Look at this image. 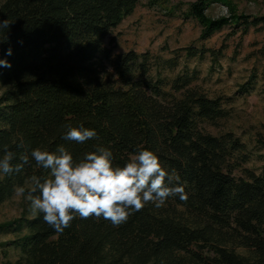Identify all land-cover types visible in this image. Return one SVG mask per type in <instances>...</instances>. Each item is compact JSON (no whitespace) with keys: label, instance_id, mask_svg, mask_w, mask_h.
Returning <instances> with one entry per match:
<instances>
[{"label":"trees","instance_id":"obj_1","mask_svg":"<svg viewBox=\"0 0 264 264\" xmlns=\"http://www.w3.org/2000/svg\"><path fill=\"white\" fill-rule=\"evenodd\" d=\"M139 0H3L0 21V158L14 152L13 165L29 154L19 172L0 174V205L31 177L49 176L32 160L37 147L55 152L63 145L77 160L97 145L109 148L124 166L141 148L173 169L188 194L149 203L114 227L103 218L77 217L56 232L43 214L29 211L0 224L13 239L0 242L2 264H264V176L242 166L245 145L231 132L213 135L202 124L226 116L219 98L209 97L195 74L162 75L176 60L160 61L149 50L112 53L104 44ZM158 0H150L155 4ZM227 16L210 18L212 3ZM232 0H193L185 18L201 26L199 40L225 26L264 24V15L238 13ZM12 49V55H6ZM203 57L192 46L173 50ZM212 58L221 49L207 50ZM94 129L80 144L65 140L66 125ZM23 142L24 147L18 145ZM239 173V174H238ZM25 193V195H26ZM15 259L9 258L10 249Z\"/></svg>","mask_w":264,"mask_h":264},{"label":"rangeland","instance_id":"obj_2","mask_svg":"<svg viewBox=\"0 0 264 264\" xmlns=\"http://www.w3.org/2000/svg\"><path fill=\"white\" fill-rule=\"evenodd\" d=\"M3 0H0V3ZM193 0H139L133 13L104 39L112 53L149 50L162 60H176L173 70L162 75L173 78L178 74H195L197 84L209 97L219 98L226 116L215 123L204 122L203 128L213 134L231 132L245 145L246 159L242 166L264 176V24L249 26L243 33L242 25L225 26L209 37L199 40L201 26L192 18H185L187 3ZM238 13L264 15V0H232ZM223 3H212L206 10L210 18L227 16ZM192 46L206 50L203 57L187 56L173 50ZM221 49V56L212 58L207 50ZM1 91V90H0ZM239 174V173H238ZM30 187V183L26 184ZM29 208L16 191L0 205V224L19 217ZM10 230L0 229V242L13 239ZM0 247V264L3 261ZM9 258L15 259L10 249Z\"/></svg>","mask_w":264,"mask_h":264},{"label":"clouds","instance_id":"obj_3","mask_svg":"<svg viewBox=\"0 0 264 264\" xmlns=\"http://www.w3.org/2000/svg\"><path fill=\"white\" fill-rule=\"evenodd\" d=\"M10 25L7 19L0 21V29H9ZM6 55H12L11 48ZM0 67L12 65L7 59H0ZM66 129L63 138L68 141L83 144L97 137L94 129L82 124L66 125ZM18 146L23 148V142ZM15 155L5 148L0 158V174L19 172L29 163L26 152L20 156L21 163L13 165ZM30 156L38 167L48 170L49 176L43 180L32 176L27 193L24 187H17L16 194L30 202L33 216L42 213L43 221L58 233L71 227L77 217L103 218L119 227L149 203L160 208L170 197L188 199L175 170H166L156 153L147 149L138 150L122 167L114 165L111 150L100 145L79 160L63 145L55 152L37 147Z\"/></svg>","mask_w":264,"mask_h":264}]
</instances>
